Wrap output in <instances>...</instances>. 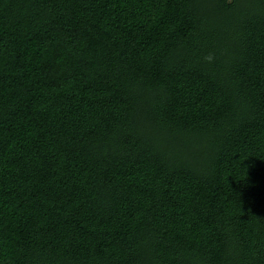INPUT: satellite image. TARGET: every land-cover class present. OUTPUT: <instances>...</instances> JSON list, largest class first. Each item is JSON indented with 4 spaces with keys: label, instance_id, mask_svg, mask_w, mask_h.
<instances>
[{
    "label": "trees",
    "instance_id": "trees-1",
    "mask_svg": "<svg viewBox=\"0 0 264 264\" xmlns=\"http://www.w3.org/2000/svg\"><path fill=\"white\" fill-rule=\"evenodd\" d=\"M0 264H264V0H0Z\"/></svg>",
    "mask_w": 264,
    "mask_h": 264
},
{
    "label": "clouds",
    "instance_id": "clouds-1",
    "mask_svg": "<svg viewBox=\"0 0 264 264\" xmlns=\"http://www.w3.org/2000/svg\"><path fill=\"white\" fill-rule=\"evenodd\" d=\"M213 59L214 57L211 54L205 57V60H207L208 62H211Z\"/></svg>",
    "mask_w": 264,
    "mask_h": 264
}]
</instances>
